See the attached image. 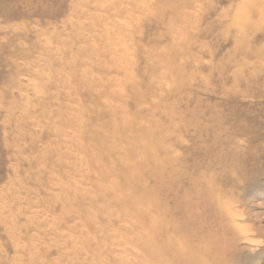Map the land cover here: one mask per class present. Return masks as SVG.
Returning <instances> with one entry per match:
<instances>
[{"label": "rangeland", "instance_id": "obj_1", "mask_svg": "<svg viewBox=\"0 0 264 264\" xmlns=\"http://www.w3.org/2000/svg\"><path fill=\"white\" fill-rule=\"evenodd\" d=\"M0 264H264V0H0Z\"/></svg>", "mask_w": 264, "mask_h": 264}, {"label": "bare ground", "instance_id": "obj_2", "mask_svg": "<svg viewBox=\"0 0 264 264\" xmlns=\"http://www.w3.org/2000/svg\"><path fill=\"white\" fill-rule=\"evenodd\" d=\"M183 250V249H182ZM158 251V250H157ZM178 252H180L179 250H178ZM183 253H185V251L183 252Z\"/></svg>", "mask_w": 264, "mask_h": 264}]
</instances>
